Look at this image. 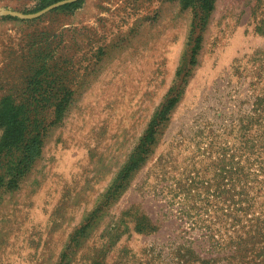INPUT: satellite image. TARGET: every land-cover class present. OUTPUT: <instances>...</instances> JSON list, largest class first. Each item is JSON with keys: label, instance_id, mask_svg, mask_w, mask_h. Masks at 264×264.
<instances>
[{"label": "rangeland", "instance_id": "obj_1", "mask_svg": "<svg viewBox=\"0 0 264 264\" xmlns=\"http://www.w3.org/2000/svg\"><path fill=\"white\" fill-rule=\"evenodd\" d=\"M60 7L0 15V100L42 66L56 85L40 156L0 188V264H264V0L203 24L181 0Z\"/></svg>", "mask_w": 264, "mask_h": 264}, {"label": "trees", "instance_id": "obj_2", "mask_svg": "<svg viewBox=\"0 0 264 264\" xmlns=\"http://www.w3.org/2000/svg\"><path fill=\"white\" fill-rule=\"evenodd\" d=\"M58 0H40L39 6L45 7ZM83 0L68 3L60 8H76ZM186 6H193L196 10L198 23L203 24L206 16L214 7V0H181ZM41 74V77L38 78ZM31 81L24 89V95L17 101L12 95H6L0 100V188L17 187L22 177L40 156L43 148L44 117L43 109L53 102L55 82L50 79V72L46 66L31 73ZM176 98L169 100L166 109L171 108ZM58 116L64 107L62 101L56 104ZM155 129L151 128L140 143L139 152L133 155L123 170V176L128 175L139 166L142 151H147L148 145L155 138Z\"/></svg>", "mask_w": 264, "mask_h": 264}, {"label": "water", "instance_id": "obj_3", "mask_svg": "<svg viewBox=\"0 0 264 264\" xmlns=\"http://www.w3.org/2000/svg\"><path fill=\"white\" fill-rule=\"evenodd\" d=\"M76 1H78V0H59V1H56L54 3L49 4L48 6L42 8L41 10L34 12V13H23V12L3 8V9H0V15L10 14V15L17 16L20 18L31 19V18L39 17V16L47 13L48 11H50L54 8H57L59 6L67 4V3L76 2Z\"/></svg>", "mask_w": 264, "mask_h": 264}]
</instances>
